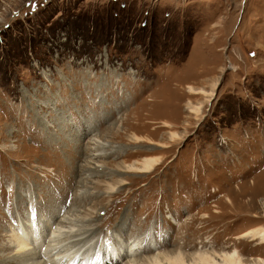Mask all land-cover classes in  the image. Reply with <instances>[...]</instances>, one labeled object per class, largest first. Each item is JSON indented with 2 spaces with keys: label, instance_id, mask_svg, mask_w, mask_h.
<instances>
[{
  "label": "rangeland",
  "instance_id": "374dc122",
  "mask_svg": "<svg viewBox=\"0 0 264 264\" xmlns=\"http://www.w3.org/2000/svg\"><path fill=\"white\" fill-rule=\"evenodd\" d=\"M92 138L116 152L97 170ZM148 156L163 157L153 173L119 172ZM51 199L77 220L95 212L92 243L149 234L264 258L238 239L264 228V0H0V230L40 226Z\"/></svg>",
  "mask_w": 264,
  "mask_h": 264
},
{
  "label": "bare ground",
  "instance_id": "6f19581e",
  "mask_svg": "<svg viewBox=\"0 0 264 264\" xmlns=\"http://www.w3.org/2000/svg\"><path fill=\"white\" fill-rule=\"evenodd\" d=\"M188 88L189 92L193 95H203L204 98L206 96V101L209 103L215 96L214 90L206 92L203 90L196 91L190 86ZM203 108V104H194L192 101L188 102L187 109L189 114L193 115L194 118H200ZM170 125L171 124L168 122L164 123V127ZM130 138V141L134 144L146 143L147 145L155 146L158 150H167V148L171 147L169 142L160 143L154 142L150 139L146 141L135 135H131ZM168 138L170 141L183 139L181 135L175 132H170ZM91 140H94L91 144L97 145L98 149H92L93 151L88 150L85 156L89 159V165H94L95 167L92 168V166H89V169L97 170L102 168V164H104L99 158H106L108 155H114L116 152L113 151V149H115L114 146L108 147L95 138H92ZM117 149L118 152H122L121 156L127 153L119 148ZM162 161L163 157L148 156L143 159H136L131 163L124 161L118 170L119 172L128 175H149L150 173H153L158 166L162 165ZM115 185L123 187L124 185H127V183L123 179L116 180L114 183L105 182L104 192L102 191V195H95V198L93 195L94 193L89 195L84 194L82 196L80 195L82 193H76V204H87V202L93 201L94 199H102L113 193ZM101 186V184H98V189ZM104 200L105 199H102L101 201L103 202ZM59 201L53 202L51 199L50 202H47L46 207L43 205L45 209H43L41 205L39 210V218L41 221L40 226H38V224L35 223L36 220H34L32 222V229L27 228L31 226V222L26 221L27 219L24 218L25 214L21 213L17 218L26 221L24 224H26V226L28 225L27 227L21 225L19 227L17 226V228L13 226L14 228L5 229V227H3L2 229L4 230H0V239H2V242H5L0 248V252L4 253L3 255H0V264H63L64 260L67 258L72 260V264H121L122 262H126L124 264H264V258L249 257L247 259L237 248L231 251H219L213 249L211 246L208 250L207 246H201L200 244V247L198 245L189 247L188 245L185 248L181 243H176L172 245L170 250H168V242L163 245H158L154 241V237L149 234H147L145 238L143 236L139 238L132 235L124 242L123 239L122 242H120L121 237L118 235H116L117 238L112 237L107 239L103 236V238L97 242L92 243L94 240L93 235L98 231H102L105 224H100L94 227L95 218L99 219V217L95 215V212L93 211L89 214L86 213L83 218L84 220H77V218L74 219L68 214L62 215V208L59 205L61 202L59 203ZM227 201L233 204L230 197L227 198ZM50 206L58 207L57 211L53 210V213H50L47 209ZM108 208H106V210H108ZM254 217L258 216L255 215ZM123 224L125 223L123 222ZM122 229L123 227L121 230ZM238 239H248L249 242L253 243V246H262L264 245V228L259 227L251 229ZM116 241H118L117 244H114ZM83 242H90L92 244L90 247L87 246V249L85 250L83 248L85 246L83 245ZM80 244H82L83 247H79L78 245ZM102 245L103 250H100ZM71 249L73 251H71ZM82 249L85 251L83 252ZM190 249H192V251L188 253L187 251ZM40 251L48 256L50 255V258L43 260L40 256ZM76 257L79 258L77 259ZM75 258L77 259L76 262Z\"/></svg>",
  "mask_w": 264,
  "mask_h": 264
}]
</instances>
